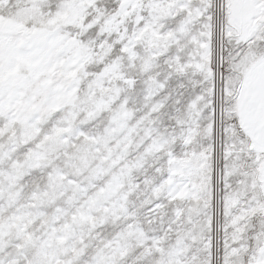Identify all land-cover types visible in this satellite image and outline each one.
Here are the masks:
<instances>
[{"label":"snow or ice","instance_id":"6c2138e0","mask_svg":"<svg viewBox=\"0 0 264 264\" xmlns=\"http://www.w3.org/2000/svg\"><path fill=\"white\" fill-rule=\"evenodd\" d=\"M0 264H264V0H0Z\"/></svg>","mask_w":264,"mask_h":264}]
</instances>
